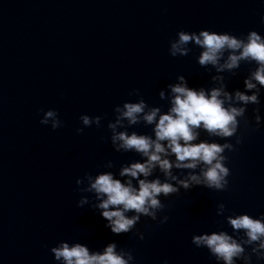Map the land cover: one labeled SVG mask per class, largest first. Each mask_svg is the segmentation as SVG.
Wrapping results in <instances>:
<instances>
[{
  "label": "water",
  "instance_id": "1",
  "mask_svg": "<svg viewBox=\"0 0 264 264\" xmlns=\"http://www.w3.org/2000/svg\"><path fill=\"white\" fill-rule=\"evenodd\" d=\"M262 16L264 0H0V264H58L50 248L60 241L92 251L115 241L133 253L132 264H217L206 248L191 243L194 234H232L216 215L217 205L225 204V215L264 216V89L260 104L247 107L249 123L241 121L242 143L232 137L235 151L225 152L228 189L194 187L161 196L166 207L158 217L169 218L164 224L141 217L132 232L114 235L98 211L77 206L82 196L94 197L76 180L86 172L118 177L120 164L141 159L116 152L107 128L116 105L136 101L133 89L166 111L159 92L177 76L192 88L212 86L216 73L198 65L200 48L189 44L188 56H170L178 31L264 36ZM254 67L225 73L228 90H243ZM49 109L62 121L56 130L40 123ZM85 114L100 116L101 126L84 127ZM131 131L152 134L143 125ZM201 139L209 138L202 132ZM109 160L112 169L104 167ZM252 264L264 260L253 257Z\"/></svg>",
  "mask_w": 264,
  "mask_h": 264
},
{
  "label": "clouds",
  "instance_id": "2",
  "mask_svg": "<svg viewBox=\"0 0 264 264\" xmlns=\"http://www.w3.org/2000/svg\"><path fill=\"white\" fill-rule=\"evenodd\" d=\"M264 23V16L261 17ZM189 44L200 48L197 63L211 71V87L192 88L184 75L176 77L159 92V99L167 102V110L148 104L138 89L129 95L136 101H125L114 107V120L109 121L110 141L119 153L133 152L141 159L122 163L118 177L112 171L93 175L86 172L76 184L85 185L81 192L93 194L94 199L82 196L78 207L90 205L107 221L106 227L114 235L132 232L141 217L159 223L168 221V216L158 217L166 205L161 196L179 194L194 187L213 191H226L231 175L226 166L225 152L235 151L233 143H242L237 135L241 121L249 123L246 113L249 105L260 104V93L264 89V36L255 30L246 35L217 33L209 30L187 32L180 30L170 41L172 57H186L192 51ZM242 64L255 65L243 79V90H228L227 76H235ZM43 111V110H42ZM255 112V123L259 126V108ZM101 117L81 115L84 127L101 126ZM53 130L62 126L54 109L44 112L40 120ZM151 127V135L129 132L135 126ZM84 127L77 128L82 134ZM209 139H201V133ZM219 138L224 143L210 142ZM174 157V159H173ZM116 165L109 160L104 167ZM156 173H159L157 175ZM163 177V179H161ZM224 203L217 205L216 215L223 216L232 234L220 230L193 235L191 243L197 248H206L217 264H252V258L264 260V216L254 218L248 214H229ZM141 240L143 233L136 232ZM58 264H132L133 253L118 248L115 241L109 242L102 251H92L86 245L60 241L50 248ZM167 264V262H165Z\"/></svg>",
  "mask_w": 264,
  "mask_h": 264
}]
</instances>
